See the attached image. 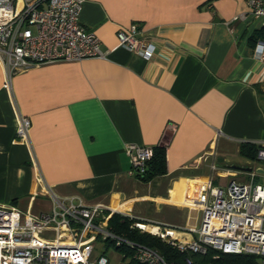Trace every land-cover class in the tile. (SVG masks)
<instances>
[{"label": "crops", "instance_id": "0c3cea01", "mask_svg": "<svg viewBox=\"0 0 264 264\" xmlns=\"http://www.w3.org/2000/svg\"><path fill=\"white\" fill-rule=\"evenodd\" d=\"M248 12L245 0H83L80 22L104 58L30 66L11 91L0 63V205L49 211V186L196 226L210 187L247 179L233 167H249L239 145L264 147V60L252 36L260 25ZM132 24L155 44L150 59L118 45L117 30ZM19 114L31 122L27 142L15 137ZM162 140L167 172L130 177L125 146Z\"/></svg>", "mask_w": 264, "mask_h": 264}, {"label": "built area", "instance_id": "2783aa9c", "mask_svg": "<svg viewBox=\"0 0 264 264\" xmlns=\"http://www.w3.org/2000/svg\"><path fill=\"white\" fill-rule=\"evenodd\" d=\"M245 1L248 16L264 27V0ZM82 3L0 0L3 88L11 91L15 73L33 65L105 57L99 38L80 22ZM116 38L119 46L145 59L155 55V44L141 39L135 24L117 30ZM254 55L264 60V41L255 44ZM30 125V119L19 114L15 137L27 142ZM168 130L167 126L164 134ZM163 140L161 144L166 145ZM125 153L130 161L127 174L140 180L153 148L129 143ZM257 159L264 161V148L258 150ZM247 176L245 180L233 178L226 186L210 187L209 196L200 204L199 223L186 227L133 216L103 203L87 204L78 195L59 196L47 186L54 204L49 211L32 214L0 205V264H109L105 249L97 248L99 243L129 249L128 255L137 264H170L157 250L116 233L108 224L115 213L133 219L131 227L166 240L180 252L204 254L211 248L218 253L252 254L264 264V183L256 182L264 175L253 170ZM178 233L191 238H178ZM218 257L213 256L215 260Z\"/></svg>", "mask_w": 264, "mask_h": 264}, {"label": "trees", "instance_id": "16d2710c", "mask_svg": "<svg viewBox=\"0 0 264 264\" xmlns=\"http://www.w3.org/2000/svg\"><path fill=\"white\" fill-rule=\"evenodd\" d=\"M252 36L254 41H264V27L259 26L254 30ZM152 148L153 155L147 162L145 174L140 177V180L143 182H149L167 172L166 145L156 144ZM261 148L264 147L252 143H241L239 145V154L248 160L258 161L257 152ZM133 222L134 220L129 217L115 213L109 218L108 224L116 233L128 240L157 250L170 264H208L212 261H217L221 264H260L258 257L252 254L218 253V251L211 248L204 254L180 252L166 240L149 232H141L138 228L131 227ZM116 250L122 253L123 257H126L130 253V250L125 247L116 248ZM215 254L219 255L217 260L213 258Z\"/></svg>", "mask_w": 264, "mask_h": 264}, {"label": "rangeland", "instance_id": "374dc122", "mask_svg": "<svg viewBox=\"0 0 264 264\" xmlns=\"http://www.w3.org/2000/svg\"><path fill=\"white\" fill-rule=\"evenodd\" d=\"M241 160V165H247L249 167H252L255 169L257 166L261 165L264 166V161H253V160H246V159H240ZM238 163V162H235ZM256 182L258 183H264V176H258L256 179ZM133 216H139L151 220H155V218L152 216H147L144 214L140 213H131ZM155 221H160V220H155ZM98 250L104 248L105 249V255L109 259V264H136L134 261L131 260V257L127 255L126 257H123V254L120 253L119 251L114 248L112 244H102L99 243L97 246Z\"/></svg>", "mask_w": 264, "mask_h": 264}, {"label": "water", "instance_id": "95a60500", "mask_svg": "<svg viewBox=\"0 0 264 264\" xmlns=\"http://www.w3.org/2000/svg\"><path fill=\"white\" fill-rule=\"evenodd\" d=\"M233 167L238 168V169H243L247 172H251V171L255 170L256 173L264 175V168H262V167H256L255 169H253L252 167H247V168H240L238 166H233Z\"/></svg>", "mask_w": 264, "mask_h": 264}, {"label": "bare ground", "instance_id": "6f19581e", "mask_svg": "<svg viewBox=\"0 0 264 264\" xmlns=\"http://www.w3.org/2000/svg\"><path fill=\"white\" fill-rule=\"evenodd\" d=\"M258 161H259V160H258ZM260 175H261V174H260ZM147 228H149V229H151V230H155V228H152V227H150V226H149V227H147Z\"/></svg>", "mask_w": 264, "mask_h": 264}]
</instances>
